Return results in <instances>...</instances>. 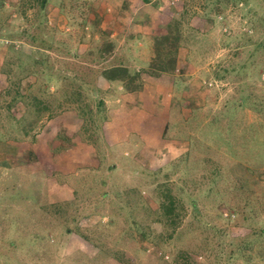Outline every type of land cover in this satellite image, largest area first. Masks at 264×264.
Returning a JSON list of instances; mask_svg holds the SVG:
<instances>
[{
    "label": "rangeland",
    "instance_id": "374dc122",
    "mask_svg": "<svg viewBox=\"0 0 264 264\" xmlns=\"http://www.w3.org/2000/svg\"><path fill=\"white\" fill-rule=\"evenodd\" d=\"M163 35L169 73L150 67ZM73 58L137 79L101 74L99 112L62 116L79 93L40 133L32 103L57 105ZM261 227L264 0H0V264H264Z\"/></svg>",
    "mask_w": 264,
    "mask_h": 264
},
{
    "label": "trees",
    "instance_id": "16d2710c",
    "mask_svg": "<svg viewBox=\"0 0 264 264\" xmlns=\"http://www.w3.org/2000/svg\"><path fill=\"white\" fill-rule=\"evenodd\" d=\"M48 37V38H47ZM40 38V37H39ZM44 41L42 43H45L46 47L48 48L50 46V43L52 41H54L56 43V46L58 47V49H56V52L60 53V54H70L71 50L73 48H75L77 50V47L74 46L73 44L70 45V43L68 41H62L59 39H56V34L54 33L53 29H50V31L47 32L46 36L44 37ZM79 38L82 40V36L79 35ZM73 40V39H72ZM70 45V47H69ZM178 49V44H177V38H174V36H169V35H163V37L159 40V45L156 48V56H158L159 61L158 62H151L150 67L153 68V70H158L160 72L163 73H169L171 71H173L174 69H176L177 67L175 66V62H176V50ZM72 57H77L80 60V55H72ZM63 65L65 66L66 69H68L69 71L72 72V75H67L66 73L60 74L58 73V75H50V77L52 76L53 79H55L57 82V86L60 89V96H58V103L55 106L52 105H46L43 104L41 105L40 102H35L32 103L33 109H35V111L42 113L43 111H49V116H48V125H44L42 130H40V133H44V129L45 127L48 126V128L50 129V127L55 126L57 124V122L59 121V119H61V115H59V110L61 108V103L62 102H66V101H70L75 99L76 96L82 95L84 93L85 96H87L88 102L84 105L82 103V105H79L77 107H67L68 109H65V111L63 112L62 116H67V119H72V121H76V120H81L84 119L85 116H87V111L86 110H90L92 107L88 108L89 106H91V102L96 101V104L98 107V111H100L101 109V104L102 101L98 96V91H99V86L97 84V80L98 77L101 76V74L104 76V78L110 82H116L118 83V81L120 82L121 76H122V85H123V81L126 77V74L128 73V71H125V69H121L122 71H118V73L116 75H111L110 72L101 70V68H95L92 66H85V65H81L80 63L77 62V60H75L74 58L72 60L68 59V60H64L62 59ZM67 71V70H65ZM147 72V71H146ZM140 73V72H139ZM106 76V77H105ZM128 77H130L131 79H137V77H132L129 74H127ZM64 80V81H63ZM62 84H61V83ZM68 82V83H72V88L69 89V85H68V90H66L65 88H63V83ZM67 84V83H66ZM124 87V86H123ZM132 90H136L135 86L131 87ZM70 105V104H69ZM88 108V109H87ZM73 111V112H72ZM22 118V116L20 117ZM94 124L90 125V127H85L84 130H86V133L84 135V133H82V136H84V140H86V142L84 143H88L90 142L89 138L93 139L96 134V127L98 126L99 120L98 117H96L94 120ZM31 124V122L29 121L28 125ZM27 125V124H25ZM82 126V125H81ZM81 126L79 128V130L81 129ZM53 131V129L51 130ZM82 131V130H81ZM165 133V131H164ZM79 135H81V132H79ZM56 136V135H54ZM54 136L50 137L48 139V141L44 142V139H40V145H47L48 148L54 150V142L52 143V141L54 140ZM69 136V135H68ZM82 136H80V138H77V134L74 135V138L76 139H80L82 140ZM65 139V138H64ZM67 139V137H66ZM69 139L72 140V137H69ZM46 143V144H44ZM58 150V149H57ZM68 150V149H66ZM55 151V150H54ZM37 157L36 153L33 152V157ZM45 164L47 163V161L44 162ZM45 171V170H44ZM163 195H167V192ZM169 197L168 203H164L163 201L161 202V213L162 215L165 216H169L170 213H172V211H174V201L172 200V195L168 194L167 195ZM62 200H60L59 202L56 203V206H59V204H61ZM57 210V209H56ZM261 232H264V227H261ZM170 237V236H169Z\"/></svg>",
    "mask_w": 264,
    "mask_h": 264
},
{
    "label": "crops",
    "instance_id": "0c3cea01",
    "mask_svg": "<svg viewBox=\"0 0 264 264\" xmlns=\"http://www.w3.org/2000/svg\"><path fill=\"white\" fill-rule=\"evenodd\" d=\"M4 77V76H3ZM5 78V77H4ZM111 83V82H110ZM120 82H118V84H119ZM121 88H123L122 86H121ZM125 93H128L127 91L125 92Z\"/></svg>",
    "mask_w": 264,
    "mask_h": 264
}]
</instances>
